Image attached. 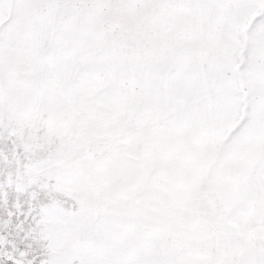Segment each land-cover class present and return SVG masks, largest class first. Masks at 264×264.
Wrapping results in <instances>:
<instances>
[{"label":"snow or ice","instance_id":"snow-or-ice-1","mask_svg":"<svg viewBox=\"0 0 264 264\" xmlns=\"http://www.w3.org/2000/svg\"><path fill=\"white\" fill-rule=\"evenodd\" d=\"M0 264H264V0H0Z\"/></svg>","mask_w":264,"mask_h":264}]
</instances>
